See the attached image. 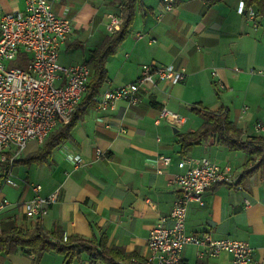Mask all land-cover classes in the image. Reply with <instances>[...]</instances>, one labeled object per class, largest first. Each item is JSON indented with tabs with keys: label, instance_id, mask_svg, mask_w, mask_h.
Wrapping results in <instances>:
<instances>
[{
	"label": "crops",
	"instance_id": "1",
	"mask_svg": "<svg viewBox=\"0 0 264 264\" xmlns=\"http://www.w3.org/2000/svg\"><path fill=\"white\" fill-rule=\"evenodd\" d=\"M49 1L52 11L69 19L72 25L71 34L60 46L59 63H86L90 80L92 51L99 49L111 34L105 30L106 15L119 13L118 3ZM238 2L175 0L172 10L159 16V0H141L126 38L103 62L107 79L94 98L135 80L143 64L183 68L184 80L146 85L135 106L121 99L104 109L97 108L96 101L82 106L85 91L78 106L82 110L75 116L69 138L42 163L14 166L12 172L16 169V176L21 166H25L26 173L15 178L11 172L8 179L13 185L2 178L1 182L10 190L0 193V199L17 205L1 212L0 222L13 219L21 226H31L35 220L25 218L21 204L33 195L29 184H38L42 196L59 191L58 201L46 216L38 219L44 229L59 226L65 236L89 239L93 236V224L105 234L107 245L122 249L119 260L128 256L145 260L149 256V230L160 218H164V226L172 224L170 211L178 196L173 178L183 170L179 161L184 157H207L221 168L229 166L235 182L217 184L204 191L203 205L189 203L185 231L206 233L215 239L246 241L254 247L251 264H264V169L242 176L249 154L219 144L215 133L193 143L184 155L177 142L180 134L195 131L205 122L194 107L226 108L229 121L241 129L242 139L264 137L261 134L264 132L253 126L262 120L250 126L242 113L248 106L244 105L247 108L243 110L244 106L235 104L241 96L258 92L255 79L264 80V76L251 72L264 70V16L256 14L250 18L239 14ZM24 6L25 0H0V16L4 12L22 11ZM251 9L256 13L254 6ZM63 55L70 56L68 61L62 60ZM216 79L222 83V89H218ZM259 93L264 94L262 90ZM163 110L178 113L184 118L183 123L174 126L161 118ZM43 141L30 139L18 159L35 152ZM159 155L170 157V165L161 167ZM74 156L81 159L78 167L72 164ZM158 168L162 171H157ZM245 201L250 204L248 207ZM100 232L95 230L97 236ZM181 255L186 264L198 260L193 245H186ZM31 257V253L20 250L0 252V264H30ZM88 259L82 253L79 261L70 264H89ZM199 260L204 264H229L230 255L220 252ZM63 261V255L45 252L39 264H64Z\"/></svg>",
	"mask_w": 264,
	"mask_h": 264
},
{
	"label": "built area",
	"instance_id": "2",
	"mask_svg": "<svg viewBox=\"0 0 264 264\" xmlns=\"http://www.w3.org/2000/svg\"><path fill=\"white\" fill-rule=\"evenodd\" d=\"M159 1V16L172 10L175 4V0ZM237 12L250 18L257 14L244 0H239ZM121 20L120 13H108L105 30L114 32ZM71 32L70 20L55 14L49 0H25L22 11L4 12L0 16V162L8 166L5 183L12 184L8 179L12 172L11 162L21 154L27 142L34 139L40 143L54 128L66 124L86 91L89 66L84 62L62 65L58 61L60 46ZM21 56L26 57L23 67L19 65ZM14 62L16 64H12ZM251 72L264 76V70ZM184 78L183 68L177 69L171 64H143L135 80L104 91L94 101L99 109L108 108L119 99L135 106L146 85L163 81L173 84ZM216 84L218 89L223 88L217 79ZM246 108L244 106L243 110ZM160 117L174 126H180L184 121L178 113L167 110L161 111ZM254 129L264 132V123L256 122ZM157 159L161 167L170 165L168 156L159 155ZM80 163V157L72 158L74 167ZM178 165L183 170L173 178L178 196L170 211L171 226H164V218H160L149 230L147 259H122L116 264H186L181 255L186 245L195 246L198 259L226 252L230 255L229 264H251L254 247L246 241L229 237L215 239L206 233L185 231L189 203L203 205L204 191L217 184L235 182L229 166L221 168L207 157H184ZM29 187L33 195L21 205L26 218L37 220L46 216L49 208L58 201L59 191L42 196L38 184H29ZM14 205L17 203L0 199V213ZM249 205L245 201V206Z\"/></svg>",
	"mask_w": 264,
	"mask_h": 264
},
{
	"label": "trees",
	"instance_id": "3",
	"mask_svg": "<svg viewBox=\"0 0 264 264\" xmlns=\"http://www.w3.org/2000/svg\"><path fill=\"white\" fill-rule=\"evenodd\" d=\"M118 3L119 13L122 20L105 40L104 44L97 50L92 51L91 58L92 75L87 84L86 94L81 102L82 106L94 103L93 98L97 95L99 87L106 81L107 73L103 66L105 58L111 55L115 47L127 36L128 29L132 24L134 13L137 7H141V0H115ZM247 7L254 6L258 15L264 16V0H244ZM26 57L19 58V65L23 67ZM77 108L70 120L51 132L43 141L42 145L33 153L24 158H16L11 162V167L17 165H28L30 163H42L58 145L69 138V131L74 125L75 116L81 112ZM205 119L203 125L192 132L183 133L178 136L177 142L180 144V153L184 155L191 145L201 139H205L209 134L215 133L217 142L229 149H240L250 156L244 166L242 176H246L257 169H264V137L250 136L241 138L242 131L228 119L226 108L207 110L206 108H193ZM8 166L0 162V183L5 178ZM26 218V216H25ZM28 219V218H26ZM93 229L92 238H84L79 235L65 236L59 226L51 230L44 229L41 220H35L31 226H21L13 219L2 220L0 224V252L4 254L14 253L20 250L23 253H31L30 264H39L42 254L54 252L63 255L64 264H70L73 260H80L81 254L88 255L89 264H116L123 256L120 247L107 245V239L99 228L91 224ZM95 230L100 232L97 236ZM128 256L125 259H129ZM194 264H204L197 260Z\"/></svg>",
	"mask_w": 264,
	"mask_h": 264
},
{
	"label": "rangeland",
	"instance_id": "4",
	"mask_svg": "<svg viewBox=\"0 0 264 264\" xmlns=\"http://www.w3.org/2000/svg\"><path fill=\"white\" fill-rule=\"evenodd\" d=\"M61 58L64 61H68V59L70 58V56H64L63 55V56H61ZM12 64H16V62H14ZM12 64H10V65H12ZM254 82L256 83L255 85L257 86L258 92L257 93L256 92H250L246 96H241L239 98V100H237L235 102V104L236 105H239V107H243L244 105H247L248 106V109L245 110L242 113H245L243 115V119L246 121V123H248V121H249L250 126H252V123H254L256 120L257 121H259V120L264 121V94H262V96H260V93H259V90H262V92H264V80L258 78V80L255 79ZM233 97H234V95H233ZM262 123H264V122H262ZM254 124H253V126H254ZM251 128H250V130H251ZM261 134H264V133H261ZM19 156H17L16 158H18ZM24 167L25 166L18 167V169H17L18 170L17 171L18 172V174H17L18 176H16V169L12 172V175L15 178L16 177L21 178L22 176H24V173H26L24 171ZM14 181H15V179H14ZM0 187H1L0 193H3V194L6 193V192H8L10 190L9 187L7 185L3 184L2 182L0 183Z\"/></svg>",
	"mask_w": 264,
	"mask_h": 264
},
{
	"label": "water",
	"instance_id": "5",
	"mask_svg": "<svg viewBox=\"0 0 264 264\" xmlns=\"http://www.w3.org/2000/svg\"><path fill=\"white\" fill-rule=\"evenodd\" d=\"M175 130V129H174Z\"/></svg>",
	"mask_w": 264,
	"mask_h": 264
}]
</instances>
